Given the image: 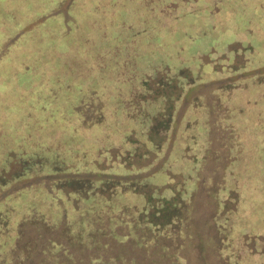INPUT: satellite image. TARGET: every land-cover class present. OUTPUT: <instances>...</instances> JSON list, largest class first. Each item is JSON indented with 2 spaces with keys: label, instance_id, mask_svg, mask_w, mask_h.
Instances as JSON below:
<instances>
[{
  "label": "rangeland",
  "instance_id": "rangeland-1",
  "mask_svg": "<svg viewBox=\"0 0 264 264\" xmlns=\"http://www.w3.org/2000/svg\"><path fill=\"white\" fill-rule=\"evenodd\" d=\"M54 1L0 0V264H264V0Z\"/></svg>",
  "mask_w": 264,
  "mask_h": 264
},
{
  "label": "trees",
  "instance_id": "trees-1",
  "mask_svg": "<svg viewBox=\"0 0 264 264\" xmlns=\"http://www.w3.org/2000/svg\"><path fill=\"white\" fill-rule=\"evenodd\" d=\"M8 1V0H7ZM214 1V3H216V4H220V2L218 3L217 1H220V0H213ZM17 2V5H18V1H16ZM57 2V3H56ZM60 2V0H55L54 1V4H58ZM221 2H223V1H221ZM181 4V6L184 4V3H186V4H188V5H192L193 3H197V0H185L184 2L183 1H181L180 2ZM79 4H83V3H81V1L79 2V1H77V3L75 4L77 7H79ZM9 6V5H8ZM75 6V7H76ZM10 8H12V10H16L15 8H13V7H11V6H9ZM72 7V6H71ZM183 7V6H182ZM46 8L47 7H45V8H42L41 10H40V12L41 11H46ZM183 9H185L184 7L183 8H177V9H175L174 10V12H172L171 13V15H173V14H175V13H180L179 15H182V13L184 12V11H188L190 8H187V10H183ZM70 10V9H69ZM76 10V9H75ZM16 12H17V10H16ZM27 12V11H26ZM197 12H199V11H197ZM189 13V12H188ZM25 15H27V16H30V14H28V13H26ZM170 15V16H171ZM170 16L169 17H167L166 19H164V21H158V23H157V25L158 24H163L164 26H166V23L168 22L169 23V18H170ZM73 17H75V25L77 26V20H78V18H77V15H75L74 14V16ZM174 17H175V15H174ZM15 18V16H13V19ZM27 18V17H26ZM15 20V19H14ZM143 22V21H142ZM141 22V23H142ZM128 23H130L129 21H128ZM130 24H132V23H130ZM129 24V25H130ZM171 25V24H170ZM124 39H125V37L124 36H121V37H119L118 38V40L120 41V42H122V41H124ZM38 48H39V46H37ZM37 47H35V51L38 49ZM46 47H48V46H46ZM49 49L46 51V55L48 54V56L50 55V56H57L56 54H54V52H53V50H52V48L50 49V47H48ZM49 56V57H50ZM46 57V56H45ZM65 57V56H64ZM244 62H245V60H243V59H239V61L238 62H236V63H234V65H233V68H235V67H237V66H239V69H241V66L244 64ZM135 66V65H134ZM158 70H162V71H159V73L160 72H165V73H167L168 72V66L167 65H165V66H162V67H158L157 68ZM134 73V70L132 69V70H130V72H128V73H126V75H125V77H127L126 79H127V82H131L132 81V79L133 78H131V77H133V76H131V74H133ZM130 74V75H129ZM141 75H145V76H149V75H147V74H145V73H142L141 72ZM164 76H165V74H163ZM116 79H121L122 77H124V76H119L118 77V75H116ZM151 77H153V76H151ZM153 78H158V77H153ZM170 78H171V76H167L166 77V79L167 80H169L170 81ZM172 80H173V78H172ZM176 83V82H175ZM176 85V87H177V91L175 92V89H172V91L174 92V93H178V92H180L181 91V89L177 86V83L175 84ZM134 87L135 86H133V84L132 83H130V86L128 87V93L130 92H132V89H134ZM136 89V88H135ZM156 91V90H155ZM24 92V91H23ZM118 92V91H117ZM147 92V91H146ZM162 92V91H161ZM124 93V91L122 92V94ZM160 96L158 97V99H165V96H164V94H159ZM162 95V96H161ZM163 96H164V98H163ZM125 98V97H124ZM158 99H156V100H158ZM152 103L153 104H155L154 102H152V101H148V100H144V99H142V100H140L139 101V106L141 107V108H144L145 106H147V105H152ZM155 105H157V104H155ZM161 106H162V104H160ZM164 106L165 105H163L162 107H161V111L163 110V108H164ZM122 107H123V104H122ZM165 110H166V108H165ZM168 110V109H167ZM168 113V112H167ZM166 113V115L167 116H169V114H167ZM156 127L155 126H153V127H151V129H155ZM149 130V132H152V130ZM144 132H147V131H145L144 130ZM146 136H147V133H146ZM153 136L151 135V134H148V140L150 141V142H154V138H152ZM75 144V143H74ZM154 144H156V143H154ZM110 146H114L113 144H111ZM117 146V145H116ZM75 147H77V148H79V146L78 145H76ZM75 147L74 146H72V148H73V150L75 149ZM81 147V146H80ZM115 147V146H114ZM198 148V147H197ZM183 149V148H182ZM186 149L187 148H184L183 149V151H185V152H181V148H180V151L178 152V155H177V158H180V159H190L189 157H191V155H190V153H188L187 151H186ZM25 153H24V155L25 156H27V158L28 157H30V156H33V155H35V153H34V150H33V148H29V149H27L26 151H24ZM29 152V153H28ZM80 152L81 151H79V154H80ZM55 155V157H57L56 159H55V161L54 162H57V163H59V161H57L58 159H60V153H57V155L56 154H54ZM179 156V157H178ZM192 159V158H191ZM193 160H195V159H193ZM178 173L180 174V175H184V173H187V170L184 168H182L180 165H179V169H178ZM187 175V174H186ZM174 176V175H173ZM173 180H174V178H173ZM166 182V181H165ZM160 187H163V186H160ZM160 187L158 188V187H152V186H149V185H146V184H137L136 186H132L131 187V189H132V192L135 194V195H137V196H140L142 199H144L145 200V202H146V204H147V208H148V211L145 213V215L146 216H148V222L149 223H153L154 225H162V223H166V217L168 216V214H170V212H171V210L173 209V208H175V206L177 205V199H178V197H176V196H174V194L171 196V197H168L167 195H163V194H161L160 193V191H159V189H160ZM230 191H232L233 193H236L235 191H233V190H229V192L227 193V194H229L230 193ZM226 196V195H225ZM159 203V207H156V203ZM239 206H240V203H239ZM240 208V207H239ZM240 210V209H239ZM247 236V235H246ZM245 238V237H244ZM258 238L260 239V240H262V239H264V232H260V235H258ZM261 251H263V250H261ZM255 252V249L252 251V252H250L249 251V253H254ZM27 264H29L28 262H26Z\"/></svg>",
  "mask_w": 264,
  "mask_h": 264
}]
</instances>
